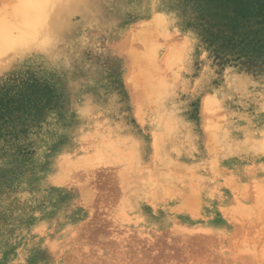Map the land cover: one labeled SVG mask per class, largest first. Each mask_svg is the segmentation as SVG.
Listing matches in <instances>:
<instances>
[{
	"label": "rangeland",
	"instance_id": "1",
	"mask_svg": "<svg viewBox=\"0 0 264 264\" xmlns=\"http://www.w3.org/2000/svg\"><path fill=\"white\" fill-rule=\"evenodd\" d=\"M0 264H264V0H0Z\"/></svg>",
	"mask_w": 264,
	"mask_h": 264
},
{
	"label": "bare ground",
	"instance_id": "2",
	"mask_svg": "<svg viewBox=\"0 0 264 264\" xmlns=\"http://www.w3.org/2000/svg\"><path fill=\"white\" fill-rule=\"evenodd\" d=\"M36 3H37V2H36ZM32 4L35 5V2H33ZM70 7H72V6L70 5ZM70 7L66 9V13L71 11ZM60 14H61V13H60ZM60 16H61V15H60ZM25 34H28V33H25ZM29 34H30V33H29ZM25 36H26V35H25ZM8 44H9V43H8Z\"/></svg>",
	"mask_w": 264,
	"mask_h": 264
}]
</instances>
